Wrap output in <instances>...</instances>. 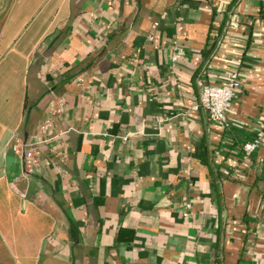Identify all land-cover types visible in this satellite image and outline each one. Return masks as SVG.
<instances>
[{"label": "crops", "instance_id": "obj_1", "mask_svg": "<svg viewBox=\"0 0 264 264\" xmlns=\"http://www.w3.org/2000/svg\"><path fill=\"white\" fill-rule=\"evenodd\" d=\"M262 125L264 0H0V264H264Z\"/></svg>", "mask_w": 264, "mask_h": 264}, {"label": "built area", "instance_id": "obj_2", "mask_svg": "<svg viewBox=\"0 0 264 264\" xmlns=\"http://www.w3.org/2000/svg\"><path fill=\"white\" fill-rule=\"evenodd\" d=\"M239 26L238 15L233 13L227 23L228 29H237ZM186 50L179 44L175 47L172 57L174 62L185 56ZM240 86V73L237 70L232 71L229 76L220 84H204L200 83V92L195 96V104L191 107L194 110L203 109L208 117L213 121L226 122L227 113L233 104L236 91ZM51 120L47 119L40 127L41 132H47ZM264 137V125L256 132L251 139L245 142L243 151L245 159L259 147ZM37 141L27 144L28 148L23 157V167L26 171L31 172L38 161L40 154ZM17 153H21V146H16Z\"/></svg>", "mask_w": 264, "mask_h": 264}]
</instances>
